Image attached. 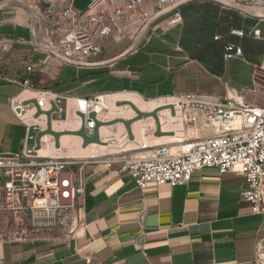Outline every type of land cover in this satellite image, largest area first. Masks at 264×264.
<instances>
[{
	"label": "crops",
	"instance_id": "obj_1",
	"mask_svg": "<svg viewBox=\"0 0 264 264\" xmlns=\"http://www.w3.org/2000/svg\"><path fill=\"white\" fill-rule=\"evenodd\" d=\"M6 2L10 4L0 9V156L20 150L25 140L26 123L10 108L14 97L25 99L30 90L24 88L25 80L32 90L70 97L133 94L145 103L132 96L119 102L131 101L143 112L173 104L175 115L169 108L157 114L161 129L172 134L154 135V143L143 147L184 146L178 103L153 102L156 99L176 96L217 103L236 97L264 105V36L259 27L264 20L211 1L187 2L180 7L182 24L167 28L163 19L157 20L124 54L131 40L108 38L94 61L101 64L75 66L37 50L31 43L27 9L0 0ZM232 30H243L244 35ZM228 42L240 45L242 58H224ZM229 60L245 62L251 71L229 72ZM121 106L135 114L126 102ZM145 119L155 126L153 116L131 125L134 139L143 142L145 132L138 125ZM106 127L99 128L104 143L95 145L117 152L138 149L124 147L119 137L117 145L110 143ZM35 144L36 139L26 143ZM120 160L105 157L84 166V220L74 235L51 231L40 238L0 241V264H258L264 215L243 198L248 184L241 175L204 167L183 185L148 183L140 188Z\"/></svg>",
	"mask_w": 264,
	"mask_h": 264
},
{
	"label": "built area",
	"instance_id": "obj_2",
	"mask_svg": "<svg viewBox=\"0 0 264 264\" xmlns=\"http://www.w3.org/2000/svg\"><path fill=\"white\" fill-rule=\"evenodd\" d=\"M20 1L27 2L33 9L34 34L39 46L33 41L29 21L32 45L61 61L40 46L48 47L65 59L82 63L94 62L102 54L103 44L108 38L115 41L128 38L132 43L141 29L161 12L168 10L150 22L142 37L159 19H163L167 28L182 24L180 7L187 2L211 1L234 10L214 0H187L179 6L177 4L182 0H88L83 10L74 6L75 0ZM247 3L264 6V0ZM232 34L242 37L244 32L232 30ZM254 36H258L257 30ZM3 48L6 49L5 46ZM224 50L225 59L243 57L240 45L228 42ZM255 67L257 70L262 69L261 66ZM23 86L30 89L28 92L40 97L23 99L18 96L10 102V108L17 118L26 123L27 133L20 150L0 156L3 195L0 211L7 210L13 217L11 234L0 237V241L40 238L51 231L71 236L83 226L84 166L90 161H103L105 155L81 158L61 154L60 139L59 146H56L51 134L52 138L44 141L42 137L46 134L40 137L39 148H36V144L27 146V141L36 139L37 133L45 130L47 125L44 112L35 116L37 107L31 100H36L41 111L51 109L53 102L57 110L51 115L57 113L59 121L66 120L71 102L72 112L80 123L76 129L70 130L81 128L80 112L85 116V131L90 134L95 123L88 114L93 111V105L98 103L99 95L70 97L49 89L32 90L27 80L23 81ZM42 102L48 103L47 109L42 108ZM179 106L185 112L188 109L199 110L209 121L214 120L212 133L186 144L178 152H173L168 144H158L152 147L150 155H134L127 159L122 157L120 161L123 162V169L130 171L140 188L148 183L183 185L204 167L233 172L241 175L248 184V189L242 193L243 198L251 203L254 211L264 215V105L226 97L217 103L183 98ZM28 114L34 122H28ZM41 115L45 116L44 119H38ZM52 129L63 131L53 126ZM51 147L50 154L41 152L43 148ZM3 232L0 225V233Z\"/></svg>",
	"mask_w": 264,
	"mask_h": 264
},
{
	"label": "rangeland",
	"instance_id": "obj_3",
	"mask_svg": "<svg viewBox=\"0 0 264 264\" xmlns=\"http://www.w3.org/2000/svg\"><path fill=\"white\" fill-rule=\"evenodd\" d=\"M88 0H75L74 1V6L79 9L83 10L85 9L87 5ZM257 19V18H256ZM260 29L262 30V35L264 36V21L259 24ZM248 57V56H247ZM250 58V57H248ZM226 66L229 68V72H235V70H238L240 72L248 73L251 71L252 66H248L245 62L238 61V60H229L226 62ZM228 79V77H225ZM249 80H251L249 78ZM40 95L36 93H30V92H25L24 98L28 97H33V98H39ZM132 96L133 98H137L139 101L142 103H145L146 100H143L142 98L129 94V93H124V94H113V95H108V94H101L99 95L98 98V103L93 105V111L97 112L98 114V119L107 121V120H112V119H121V118H129L131 116H134L135 114L133 112L128 111L124 106H121L123 104L119 103L121 105H118L117 103L125 98ZM183 98H179L176 96H171V97H165L162 99H156L155 103H163V102H169V101H174L179 103L181 105V101ZM148 102V101H147ZM43 109L48 108V103L45 104L44 102L41 103ZM85 105V104H84ZM72 103H69L70 109L68 110L67 118L66 120L59 121V116L57 113H53L51 115V124L54 129L58 130H65V129H76L80 123L79 118L72 112L73 107ZM167 107H162L161 110L166 109ZM158 113V112H157ZM178 113H179V118L184 119L182 120L184 122L183 124V132L181 133V138L183 139V145H186L191 142H196L201 140L203 137L211 133L212 127L210 124L209 119L201 114L195 113L193 110H187L186 112L183 111V108L180 106L178 107ZM175 115V113H174ZM29 117L28 122H34V120L31 119L30 114L27 115ZM150 116V115H149ZM44 115H41L38 119H44ZM196 117L195 120L192 118ZM143 118V117H142ZM26 120V118L24 117ZM59 121V122H58ZM136 121V120H135ZM134 122V121H133ZM132 122V123H133ZM152 120L150 119H145L141 121L138 125V129H143L145 132V137L146 141L143 142L139 138L131 139L133 140L132 143L129 141V137H127V131L124 126V124L120 122H115L114 124L107 125L105 129V136H108L109 142L117 145L119 143V140L117 137L122 139V144L124 147H136L138 149H133V150H127V151H119L117 152L115 148H102L98 146L95 143H90L86 147H82L80 145V137L77 135L73 134H64L60 136V145L62 149L60 150L61 154L69 155L72 154L74 156H102L105 155V157L111 158V157H118L122 158L125 157L126 159L129 156H134V155H150L152 147H147L144 148L143 146L145 144H153L154 143V129L155 126L154 124L151 123ZM45 125V123H42ZM106 125V124H104ZM102 126V125H101ZM46 138H52L49 134H46L42 137V141H44ZM160 141H166V140H160ZM169 146H172V144H168ZM175 145V144H174ZM141 147V148H139ZM117 149V148H116ZM48 150V151H47ZM51 149H42L41 152L44 154H50ZM115 150V151H114ZM150 150V151H149ZM180 148H175L172 149L173 152H178L180 151ZM123 152V153H120ZM115 153V154H113ZM2 181L0 179V205H2L3 197H2ZM13 222V217L12 215L6 210L0 211V225L1 228L3 229V233H0V237H6L11 234V224ZM257 263L258 264H264V232L262 234V237L259 241V246H258V256H257Z\"/></svg>",
	"mask_w": 264,
	"mask_h": 264
},
{
	"label": "water",
	"instance_id": "obj_4",
	"mask_svg": "<svg viewBox=\"0 0 264 264\" xmlns=\"http://www.w3.org/2000/svg\"><path fill=\"white\" fill-rule=\"evenodd\" d=\"M214 1H216L218 3H221L223 5H226V6L232 8V9H234L236 11H240L242 13H245V14L253 17V18H257V19L264 20V15H258L253 10L255 7H260L262 9H264V6L263 5H254V4L247 3V2H235V1H232V0H214ZM13 2L18 3V4L24 6L27 9V11L29 13V21H30V25H31L32 38H33V41L35 42V44L38 45V43L36 42L35 34H34L33 9L31 7V5H29L25 1H20V0H13ZM185 2H187V0H182L181 2H179V4H177V6L182 5ZM9 4L10 3H8V2L0 4V9L5 8ZM167 11H164V12L159 13L151 21H149L141 29V31L137 34V36L135 37L134 41L127 48V50L124 51L122 54L127 53V52H130L131 50H133L135 48L136 44L138 43V41L141 39V37H142V35H143L146 27L150 24V22H152L153 20H155L159 16L165 14ZM40 48L43 49L44 51H48V52L53 53L54 55H56L57 57H59L60 59H62L64 62L69 63V64H72V65L95 66V65H98V64H101L102 63V62L82 63V62H77V61H71V60L65 59L61 55H58L56 52H54L53 50L49 49L46 46H44V47H41L40 46ZM31 102L34 103L36 105V107H37V112H36L35 116H38L42 112H44L46 114V117H47L46 129L43 130V131H39L37 133V135H36V148H39V145H40L39 144V140H40V137L43 134H51L52 136H54L55 145L56 146H59L60 136H62L64 134H74V135L80 136L82 138V144H81L82 147H86L90 143H104L103 141H101L100 133H99V127H100L101 124H103V122L102 121H99L98 119H96V113L94 111H92V112H90L88 114V117L91 118V119H93L94 120V123H95L94 128H93V130H92V132L90 134H87L86 131H85V116H84V114H82L80 112L78 114L80 115V117L82 119V125H81V128L79 130L73 131V130H70V129H66V130H63V131H57V130H53L52 129V125H51V113L53 111L57 110L56 105L52 102V108L51 109H49L47 111H41V109L38 107L37 102H36L35 99H32ZM126 103L130 104L131 107L137 113V116L136 117H134L132 119H129V120H123L122 121L125 124V126H126V130H127V133H128V137L130 139H134V134H133L132 128H131L132 122L135 121V120L141 119L142 117L149 116V115L150 116H153L155 118V121H156V128H155V131H154V135L161 136L163 134H171L172 133L171 131H169V132H163V131H161V127L159 125L158 116H157V112H158L159 109H157L155 111H152V112H143L140 109H138V107H136V105H134L131 101H126ZM163 107L170 108L171 113L172 114L175 113V109H174V105L173 104L164 105ZM115 122H118V121H109V122H107V124H114Z\"/></svg>",
	"mask_w": 264,
	"mask_h": 264
},
{
	"label": "bare ground",
	"instance_id": "obj_5",
	"mask_svg": "<svg viewBox=\"0 0 264 264\" xmlns=\"http://www.w3.org/2000/svg\"><path fill=\"white\" fill-rule=\"evenodd\" d=\"M254 11H255V13H257L258 15H264V9H262V8H260V7H255L254 9H253ZM125 102L126 101H124L123 102V104H125ZM118 103H122V102H118ZM117 103V104H118ZM126 104H128V103H126ZM171 104V103H170ZM118 105H121V104H118ZM130 105V104H129ZM167 105H169V104H167ZM131 106V105H130ZM164 105H160L159 107H156L154 110H152V111H155V110H157V109H159L158 111H160L162 108L161 107H163ZM132 108V107H131ZM133 109V108H132ZM170 109V108H169ZM174 109H175V106H174ZM134 110V109H133ZM135 111V110H134ZM151 111V112H152ZM170 112H171V110H170ZM135 116L134 117H136L137 116V113H136V111H135ZM158 114V113H157ZM172 114V113H171ZM174 115V114H173ZM158 116V115H157ZM134 117H132V118H134ZM97 118H98V116H97ZM131 118V119H132ZM123 120H126V119H112V120H107V121H103V120H100L99 119V121H102L103 122V124H106V125H110V124H107V122H109V121H118V122H120V123H122V124H124L122 121ZM127 120H129V119H127ZM154 121H155V118H154ZM158 122H159V118H158ZM117 123V122H116ZM214 123V120H210V124H213ZM103 124H101V125H103ZM100 125V126H101ZM159 125H160V122H159ZM124 126H125V124H124ZM161 127V126H160ZM100 128V127H99ZM125 128H126V126H125ZM155 128H156V121H155ZM127 131V130H126ZM161 131H163L162 129H161ZM163 132H169V131H163ZM172 134V133H171ZM74 135V134H73ZM163 135H167V134H163ZM155 136H157V135H155ZM127 137H128V133H127ZM102 141V140H101ZM104 142V141H103ZM161 144H166V143H161ZM158 145V144H157ZM88 146V145H87ZM153 146H155V145H151V146H149V147H153ZM177 147V146H176ZM176 147H171V150L172 149H175ZM183 147H186V145H184ZM183 147H181L180 149H182ZM144 148H147V147H144ZM150 151V150H149ZM120 153H123V152H120ZM113 154H115V153H113ZM69 156H72V157H81V158H83V156H74V155H72V154H69ZM84 157H86V156H84ZM90 157H95V156H90Z\"/></svg>",
	"mask_w": 264,
	"mask_h": 264
}]
</instances>
